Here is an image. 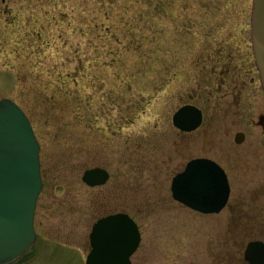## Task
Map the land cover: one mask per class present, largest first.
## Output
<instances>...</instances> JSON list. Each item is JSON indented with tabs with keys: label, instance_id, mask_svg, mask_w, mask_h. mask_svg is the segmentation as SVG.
<instances>
[{
	"label": "rangeland",
	"instance_id": "rangeland-1",
	"mask_svg": "<svg viewBox=\"0 0 264 264\" xmlns=\"http://www.w3.org/2000/svg\"><path fill=\"white\" fill-rule=\"evenodd\" d=\"M250 7L251 0H0V100L24 112L40 146L37 238L22 264H85L92 225L115 213L139 228L132 264H245V245L264 239L252 228V207L264 210V200L248 192L252 106L229 138L209 135L223 128L221 103L204 93L208 68L191 61L202 44L235 50L234 39L251 55ZM263 100L261 92L257 113ZM189 101L203 121L183 134L171 118ZM238 128L247 138L230 150L232 190L221 213L175 202L171 179L192 159L218 164L219 137L229 144ZM97 167L109 180L89 188L81 176Z\"/></svg>",
	"mask_w": 264,
	"mask_h": 264
},
{
	"label": "water",
	"instance_id": "water-1",
	"mask_svg": "<svg viewBox=\"0 0 264 264\" xmlns=\"http://www.w3.org/2000/svg\"><path fill=\"white\" fill-rule=\"evenodd\" d=\"M250 38L255 66L264 95V0H252ZM172 125L183 133L198 129L202 114L194 106L179 108ZM243 135H235L236 144ZM39 144L29 120L10 100L0 101V264H14L34 244L36 200L41 191ZM106 171L96 168L83 172L88 187L108 181ZM171 197L184 207L201 213L217 214L226 205L229 187L224 172L212 161L195 159L173 177ZM91 251L85 264H131L140 237L134 222L125 214L98 220L89 235ZM243 259L248 264H264V243L249 242Z\"/></svg>",
	"mask_w": 264,
	"mask_h": 264
},
{
	"label": "flooded vegetation",
	"instance_id": "flooded-vegetation-1",
	"mask_svg": "<svg viewBox=\"0 0 264 264\" xmlns=\"http://www.w3.org/2000/svg\"><path fill=\"white\" fill-rule=\"evenodd\" d=\"M236 39L233 40L236 49H231L228 47L226 50L223 49L221 45V50L209 51L207 46L196 52L195 57L191 61V65L199 69V66L203 69L209 70L208 79L206 84L207 97L217 98L216 102L218 106L219 118L222 122L223 128L214 130L212 135L217 136L218 132L221 131L220 136L224 138L230 137V130L232 127H241V120L245 117V109L252 106V119L248 122L252 127V138L249 140V149L252 153V188L248 192H252V197L255 202L263 201L264 197V112H258L257 110V98L258 94L261 93L260 88L257 86V72L255 68V63L253 59V54L246 48V42H237ZM203 41V40H202ZM206 41V39H205ZM224 44V42H223ZM250 45V43H249ZM251 61V62H250ZM251 65V66H250ZM252 71V79L249 83L245 81L247 73ZM257 79V80H256ZM250 96L252 101H250ZM263 96V95H262ZM201 98V94L198 95ZM213 98V99H215ZM196 100V99H195ZM190 103V101L188 102ZM264 104V100H263ZM262 105V103H260ZM219 120V121H220ZM235 131L233 135L232 142H224V140L219 137V153L216 158L218 159V165L223 169L229 184L230 194L232 186L230 185V164L234 165V153L230 150L235 149V145L238 146L234 141V136L237 133L243 134V142L247 138L246 131ZM210 131V130H209ZM205 132V131H204ZM240 156L239 153H237ZM223 165V166H222ZM228 168H226V166ZM230 197V195H229ZM107 216V215H106ZM105 217V216H104ZM263 226V227H262ZM252 228L258 229V231L264 232V210L252 207ZM264 243V239L257 238Z\"/></svg>",
	"mask_w": 264,
	"mask_h": 264
},
{
	"label": "trees",
	"instance_id": "trees-1",
	"mask_svg": "<svg viewBox=\"0 0 264 264\" xmlns=\"http://www.w3.org/2000/svg\"><path fill=\"white\" fill-rule=\"evenodd\" d=\"M102 3L105 4V0H101ZM102 11V18H104V23L107 22L108 20V15H107V8L105 7V5H101V7L99 8ZM101 25H104L103 22L101 23Z\"/></svg>",
	"mask_w": 264,
	"mask_h": 264
}]
</instances>
